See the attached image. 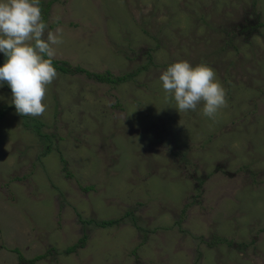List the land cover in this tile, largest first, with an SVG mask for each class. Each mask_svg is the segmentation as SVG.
<instances>
[{"label":"rangeland","instance_id":"1","mask_svg":"<svg viewBox=\"0 0 264 264\" xmlns=\"http://www.w3.org/2000/svg\"><path fill=\"white\" fill-rule=\"evenodd\" d=\"M41 1L54 60L138 74L57 72L39 117L0 86V264H264V0ZM179 60L215 71V120L166 96Z\"/></svg>","mask_w":264,"mask_h":264},{"label":"clouds","instance_id":"2","mask_svg":"<svg viewBox=\"0 0 264 264\" xmlns=\"http://www.w3.org/2000/svg\"><path fill=\"white\" fill-rule=\"evenodd\" d=\"M47 27L40 0H0V53L6 57L0 67V86L6 83L11 88V103L22 117L45 113L47 87L58 77L53 60L55 46L64 42L63 28ZM159 81L180 113L200 107L204 117L215 120L228 106L225 89L206 63L173 62Z\"/></svg>","mask_w":264,"mask_h":264},{"label":"trees","instance_id":"3","mask_svg":"<svg viewBox=\"0 0 264 264\" xmlns=\"http://www.w3.org/2000/svg\"><path fill=\"white\" fill-rule=\"evenodd\" d=\"M54 1H50L48 2V4L46 5V7L44 6V2L40 0V7L42 9V16H43V21L45 23H47L48 17H49V11H50V7L53 4ZM260 26H264V24H261ZM4 65V63H3ZM53 65L56 68L57 72H61L64 74L67 73H81L86 75L87 77H89L90 79H93L94 81L98 82V83H108V84H112V85H120L122 83H126L128 80L132 79L133 77H135L138 74V71L134 72V73H128L122 76H115L111 71H106L103 73H90L88 71H86L85 69L81 68V67H75V68H71L69 63L66 61H57V60H53ZM6 110H1L0 111V119L3 118L4 114L6 113ZM91 223H94L92 221H90ZM118 222H120L118 220ZM117 221L116 220H111V221H102V222H96L97 225L101 226L102 228H108L111 227L112 225L116 224ZM86 240V236L81 240L80 244H76L72 247H70L66 254H71L74 253L76 251V249L78 248V246L80 245V247H84V242ZM16 252L19 254V261L21 263H25V264H35L40 258H43L42 256L35 258L33 260H26L23 255L20 254V252L18 250H16Z\"/></svg>","mask_w":264,"mask_h":264}]
</instances>
